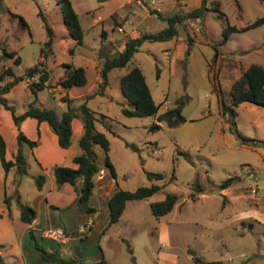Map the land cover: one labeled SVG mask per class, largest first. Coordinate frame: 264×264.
Here are the masks:
<instances>
[{
  "label": "rangeland",
  "instance_id": "rangeland-1",
  "mask_svg": "<svg viewBox=\"0 0 264 264\" xmlns=\"http://www.w3.org/2000/svg\"><path fill=\"white\" fill-rule=\"evenodd\" d=\"M72 2L83 28L82 43L79 44L67 32L56 0H0V54L6 48L15 50V55L21 58L19 63H14V56L1 57L0 72L4 65H9L15 73L22 74L42 62L50 73L47 83L55 87L71 67L95 65L96 71L87 69L88 83L72 85L70 91L65 90L70 102L62 100L68 95L61 99L47 86L35 94L28 84L32 82L30 79H26L27 84L18 83L2 95L14 105L17 114L26 110L27 104L34 99L36 105L54 109L59 117L69 103L76 106L86 102L94 110L95 127L110 140L109 155L116 172L115 178L110 175L104 166L103 149L95 144L96 162L104 168L105 175L102 179L94 178L90 197L96 194L99 205L104 202L105 190H134L140 185L160 184L152 195L127 203L125 214L138 218L136 228L125 221L121 228L124 239H110L109 245L105 242L104 245L101 240L111 263L264 264V178L259 176L264 173V106L257 105L255 110L249 102L236 106V129L254 139L243 143L220 111L219 91L229 100L231 85L229 76H223L227 72H218L214 63L217 55L223 54L225 61L239 56L243 64L264 65V23L234 31L222 40L227 24L244 26L263 15L264 0H207L208 8L199 16L198 29L182 22L178 24V34L172 38L143 41L126 66L111 67L105 76L106 61L116 57L118 52H107L106 57L101 53L107 42L101 29L105 27L112 35L121 33L111 19L115 5L108 2L102 6L100 0ZM83 9L90 11L88 21L84 20ZM91 13H99L103 19L90 24ZM121 23L126 32L131 31V24ZM47 24L52 29L51 46L45 45L49 38ZM165 25L155 18L154 25L144 29L155 31ZM42 49L47 53L43 61L40 60ZM134 65L142 69L152 98L159 105L158 112L172 107L176 98L188 97L182 107L185 117L182 123L171 127L160 121L161 126L151 131L149 126L156 121L155 115L123 113V106L129 103L121 91L119 76ZM96 76L104 78L106 85L99 83L89 94L74 97L87 89ZM7 79L6 76L0 80V84ZM258 121L260 125L256 124ZM0 133L4 139L10 138L11 128L3 111L0 113ZM20 148L26 157V164L20 170L16 168L5 176L6 170L0 159V205L5 208L10 200L13 204L16 201L32 203L38 188L35 177L41 173L46 178L43 192L49 186V179L29 143L23 141ZM148 171L161 172L163 177L151 179ZM227 177L233 178L232 183L219 189L217 184ZM17 185L23 188L21 198L15 190ZM167 193L177 194L178 200L169 212L156 216L150 202L163 199ZM77 199L79 206L88 211L79 195ZM5 221L0 216V224ZM162 223L167 224V237L161 232ZM90 241L84 243L82 251H89L86 246ZM36 242L47 251H54L52 247H56L65 261L75 264L93 261L92 256L77 257L72 253L67 256L64 251L60 254L59 249H69L70 244L38 234ZM163 251L173 252L178 256L177 260L164 258ZM37 253H40L38 247ZM9 259L11 264H23L15 254H10V250L0 264H9Z\"/></svg>",
  "mask_w": 264,
  "mask_h": 264
},
{
  "label": "trees",
  "instance_id": "trees-1",
  "mask_svg": "<svg viewBox=\"0 0 264 264\" xmlns=\"http://www.w3.org/2000/svg\"><path fill=\"white\" fill-rule=\"evenodd\" d=\"M56 3L60 7L63 22L68 30L69 35L75 40L77 44L82 43L83 28L71 0H57ZM207 8V0H201V4L198 7L187 10L185 13H176L170 16H163L162 13H160L158 10H155L158 16L167 21V25L156 31H146L142 32L136 37L128 38L123 50L118 52L116 57L106 61L103 68L104 76L105 72L111 67L126 66L135 51L139 49V46L143 41L165 40L176 36L178 34V24H180L187 17L201 16ZM21 20L23 24H25V20L22 17ZM262 23H264V14L257 17L254 21L241 27L227 24L223 28L222 40L227 39V37L234 31H242L253 28ZM46 27L49 38L45 41V45L51 46L52 29L48 24ZM3 49L4 50L3 53L0 54V58L4 56H14V63H19L21 61L20 56L15 55V50H6V48ZM46 55V51L43 50V56L46 57ZM6 76L8 79L3 84H0V106L3 105L5 108L10 110L16 126L19 127L20 121L28 116L35 117L38 120H46L50 124L52 130L57 134L59 144L62 147H67L71 142V120L73 117H79L81 119L83 123V133L78 140L81 152L76 154L73 158L74 162L77 163V166L72 167L66 165H56L53 171L55 179L59 184L66 181L74 184L77 179H82L79 189V200L82 202L83 207H85L88 211H92L94 208L88 204V200L95 186L94 178L102 169V166L96 162V152L94 149L95 144H99L102 147L104 152V166L109 170V173L112 177H116L115 168L109 155L110 140L103 131H100L95 127V120L97 117L94 110L91 109L86 102H82L76 106L69 103L68 108L63 111L61 117H59L54 109L36 105V99H34L27 104L26 110L20 114H17L15 113L14 105L8 103L2 94L7 92L14 84L29 76H35V79L28 84L31 90L36 94L39 89H43L47 86L50 73L46 67L42 66V62H40L30 67L22 74H15L11 66H6L0 72V80L5 79ZM104 81L105 79L103 78V82ZM85 82L86 74L84 67L76 66L72 68L67 73V75L61 78L58 83L63 87H70L72 85H82ZM119 82L121 91L126 101L129 103V105L123 106V113L130 116L155 115L156 121H154L149 126L151 131H155L161 126L159 123L160 121H164L168 126L172 127L179 125L185 120V117L182 114V107L188 97L180 96L176 98L175 104L172 107H168L162 112H158L159 105L153 100L150 89L145 80V75L139 66H131L120 76ZM229 96V100L225 99L220 91L221 113L226 117L227 121L230 122L232 128L238 133L243 143L254 140L250 137L242 135L236 129L235 108L239 103L244 101L264 106V65L260 63H251L245 70H243L242 73L233 81L229 91ZM64 100L70 102L71 99L68 96H65ZM23 141L29 143L31 147L36 145L38 142V140L29 139L19 129L18 150L16 153H14L13 158L7 159L5 156L6 141L0 133V159L6 171L13 165H16L17 170H20L22 165L26 164V157L20 148V145ZM151 144L157 145L156 142H151ZM147 175L151 179L163 177V174L157 171H148ZM45 179L46 178L43 173L35 177V182L38 188H42ZM232 180V177H227L218 183L217 186L219 189L226 188L232 183ZM159 188L160 184L152 183L151 185H140L134 190L123 188H118L115 190L108 200L110 212L109 223H113L119 219L128 200L146 198L152 195ZM177 200V194L167 193L163 199L150 202L151 211L156 216L164 215L174 207ZM18 204L20 207L21 219L26 222H31L37 215L36 209L22 202H18ZM30 234L37 245L36 234L33 231H31ZM37 247L40 251V259L62 263V259L59 256L58 251H47L38 245ZM78 264L108 263L106 259L102 257L98 260L90 262L82 261Z\"/></svg>",
  "mask_w": 264,
  "mask_h": 264
},
{
  "label": "crops",
  "instance_id": "crops-1",
  "mask_svg": "<svg viewBox=\"0 0 264 264\" xmlns=\"http://www.w3.org/2000/svg\"><path fill=\"white\" fill-rule=\"evenodd\" d=\"M100 2L102 6L106 5L108 2H111L115 5V8L112 10L111 19L114 22L117 31L121 32L117 35L115 34L112 35L111 33H108L105 27H102L101 34L103 35L105 40H107L106 44L103 45V49L101 50V53L104 55V57H106L107 52L110 53L113 51L114 52L122 51L125 46L126 40L128 38L136 37L140 35L142 32L151 31L149 29H144V28L152 27L155 23V18L161 19V21L163 23H166L167 25V21L162 17L158 16L155 10H158L160 13L163 14V16H170L176 13H185L187 10L198 7L201 4V0H156L155 2H152L151 0H100ZM74 9L79 16V12L76 10L75 7ZM83 11L85 17L84 20L88 21L89 18L88 12L90 11L89 9H83ZM90 15H91L90 24L91 22L96 23L103 19L101 18L99 13H97V15L91 13ZM199 19L200 17L198 16L187 17L182 22H184L186 26L188 24L192 26L194 30H196L198 29L199 26L198 24ZM123 21L132 25L130 32L125 31L124 26L121 23ZM64 46L65 48H67L66 45ZM222 56L224 55L223 54L217 55V58L214 61L215 67L218 72L223 70L222 74L225 72L229 74V75L225 74L223 76L224 77L229 76L227 78L230 82V85H232L233 81L242 73L243 70H245L251 63H254V62L251 63L248 62L243 64L240 61L239 56H235V59L233 60L225 61V58L222 59ZM44 59L45 56H43V53H41L40 60L43 61ZM6 66L9 65H4V67ZM78 66H83L85 69L86 82L83 84L85 85L88 83L87 69L91 71V69L93 68L94 71H96L97 66L95 65L92 66L87 64L78 65ZM72 68L74 67H71L70 70ZM15 74H21V73H15ZM26 79L27 78H24L19 82H17L16 84L26 83L25 82ZM99 83L103 84V86L106 85V82L105 81L103 82V78H100L98 76L92 78V82L90 86L87 89H85L82 93H78L74 95V97L79 96V94L81 95L89 94L93 90L94 86ZM16 84H14L11 88L15 87ZM11 88L9 90H11ZM47 88L52 93L57 92L61 99L65 95H68L69 97V93L65 92V90L68 89L70 91V87H63L59 83L57 84V86L53 87L49 83H47ZM53 89L55 90V92L52 91ZM219 98H220V91H219ZM244 102H241L239 104H242ZM256 106H257L256 104L252 103L250 107L253 110H255ZM2 111L6 115L7 121L11 128L10 138L9 139L5 138L6 158L7 159L13 158V155L18 148L17 135L19 129L22 130L29 139L38 140L37 144L32 147V151L35 154L37 161L40 163L42 171L46 173L47 178L49 179V186L46 187L44 192H43L44 185L42 186L41 189L37 188L36 193L34 195V201H32V203L27 202V205L34 207L37 211L36 217L31 222H26L21 219L20 216L21 213H20V207L18 201H16L15 204H13V200H10L8 202L9 205L8 208H5L0 205V216L6 219L5 222L0 224V255H1L0 260H2L3 256L6 255V253H8V250H10V254L11 252L15 254V257H17L18 260H20V262H22L23 264H54L51 261L40 260L39 255L37 253V247L35 246V241H33V239L31 238V234H29L31 231H33L35 234L44 236L49 240L70 244L69 249L60 248L59 249L60 254L61 251H64V254L67 256H69L71 253L76 255L77 257L92 256L93 261L104 257L108 264H112L111 259H109V257L105 253V246H102L101 240L103 241V244L105 242L106 244L109 245L108 242L110 239L112 240L124 239L125 237L122 236L124 233L121 228H122V224L125 221H129L133 228L137 227L139 223L138 218L135 215L127 216L125 214L127 203L131 200H128L126 202L125 208L119 219L113 223H109L110 212H109L108 200L112 195V193L118 188L116 189L113 188L109 192L108 190H105L106 193L104 199L105 203L103 202L101 203V205L96 203L97 201L96 194H94L95 196L93 195L89 197V201H90L89 205L94 209L92 211H86L84 208L79 206L77 199V196L80 193L79 189L82 183V179L80 178L77 179V181L74 184L67 181L58 184L55 179V175L53 171L56 165H66L72 167L77 166V163L74 162L73 158L76 154H79L81 152V148L79 147L78 144V140L83 133V123L81 119L79 117L72 118L71 142L67 147H62L58 142L57 134L52 130L48 121L38 120L35 117L28 116L21 120L20 127L18 129V127L15 125L13 121L10 110L5 108L3 105H1L0 113ZM224 118L226 117L224 116ZM256 124L260 125L261 122L258 121ZM14 169L16 170V165L11 166L6 171L5 176H7ZM104 175H105V170L102 167L100 172L95 177L102 179ZM15 190L18 196L21 198L20 193L23 190L22 186L17 185ZM98 191L99 190H97V192ZM138 206L139 205H137L136 207L138 208ZM100 207L103 209H101ZM89 220H91V223H89ZM51 227L62 228L66 234V238L62 241H59L46 236L44 234V230ZM161 228H162L161 229L162 234H165L167 237V233H168L167 224L162 223ZM74 232H78L79 234L74 236L73 234ZM158 236H160V231L158 233ZM89 240L91 241L86 246L88 247L86 249H88L89 251L86 252L82 251V246L84 245V243H86ZM52 248L53 250H55L56 247H52ZM161 254H163L162 256L164 258L169 259L170 261H176L178 258V256L173 252L163 251L161 252ZM10 260L11 259H9V264H11ZM65 262H66L65 259H62V264H68Z\"/></svg>",
  "mask_w": 264,
  "mask_h": 264
},
{
  "label": "built area",
  "instance_id": "built-area-1",
  "mask_svg": "<svg viewBox=\"0 0 264 264\" xmlns=\"http://www.w3.org/2000/svg\"><path fill=\"white\" fill-rule=\"evenodd\" d=\"M151 1L155 2L156 0H151ZM29 79L33 81L35 79V76L27 77V80H29ZM89 223H91V220H89ZM44 234L48 237H51V238H53L55 240H59V241H62L66 238L65 232L60 227L48 228V229L44 230Z\"/></svg>",
  "mask_w": 264,
  "mask_h": 264
},
{
  "label": "water",
  "instance_id": "water-1",
  "mask_svg": "<svg viewBox=\"0 0 264 264\" xmlns=\"http://www.w3.org/2000/svg\"><path fill=\"white\" fill-rule=\"evenodd\" d=\"M259 176H261L262 178H264V173H260ZM215 190L218 191L219 189H215ZM65 263L75 264V262H71V261H66Z\"/></svg>",
  "mask_w": 264,
  "mask_h": 264
}]
</instances>
